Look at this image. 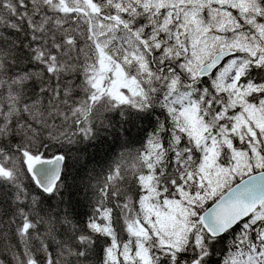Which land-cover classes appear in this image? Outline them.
I'll use <instances>...</instances> for the list:
<instances>
[{
	"label": "snow or ice",
	"instance_id": "1",
	"mask_svg": "<svg viewBox=\"0 0 264 264\" xmlns=\"http://www.w3.org/2000/svg\"><path fill=\"white\" fill-rule=\"evenodd\" d=\"M0 264H264V0H0Z\"/></svg>",
	"mask_w": 264,
	"mask_h": 264
}]
</instances>
